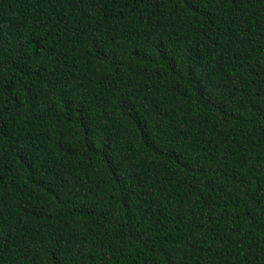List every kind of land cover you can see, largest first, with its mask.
I'll return each mask as SVG.
<instances>
[{
	"label": "trees",
	"instance_id": "1",
	"mask_svg": "<svg viewBox=\"0 0 264 264\" xmlns=\"http://www.w3.org/2000/svg\"><path fill=\"white\" fill-rule=\"evenodd\" d=\"M0 264H264V0H0Z\"/></svg>",
	"mask_w": 264,
	"mask_h": 264
}]
</instances>
